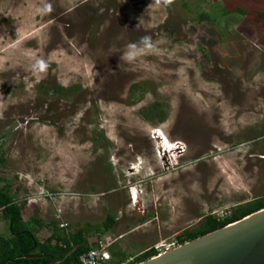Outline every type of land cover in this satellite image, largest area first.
<instances>
[{
	"label": "rangeland",
	"instance_id": "374dc122",
	"mask_svg": "<svg viewBox=\"0 0 264 264\" xmlns=\"http://www.w3.org/2000/svg\"><path fill=\"white\" fill-rule=\"evenodd\" d=\"M260 10L264 0H0V188L41 240L112 214L111 247L165 251L264 194ZM157 101L162 123L141 113Z\"/></svg>",
	"mask_w": 264,
	"mask_h": 264
},
{
	"label": "trees",
	"instance_id": "16d2710c",
	"mask_svg": "<svg viewBox=\"0 0 264 264\" xmlns=\"http://www.w3.org/2000/svg\"><path fill=\"white\" fill-rule=\"evenodd\" d=\"M258 15L264 18V10H260ZM138 86L139 84H135L134 87ZM52 91L58 90L52 88ZM141 113L144 118L155 123H162L167 118V113L158 101L142 109ZM262 208H264V194L234 206L230 213L222 216L209 214L197 228L185 229L177 237V245L223 227ZM0 214L7 222L9 229L8 235L0 234V264H81V254L90 247V235L100 237L116 224L115 217L109 214L107 220L101 224L88 223L86 230L82 227L68 233L65 230H57L52 241L41 240L34 228L23 217V204L16 201L9 191L2 188H0ZM44 223V220L36 219L38 226ZM48 225L53 228L55 224L48 222ZM111 250L117 255L118 260L128 258L125 251L116 250L114 247H111ZM159 253L160 250L152 246L136 255L134 263L145 261Z\"/></svg>",
	"mask_w": 264,
	"mask_h": 264
},
{
	"label": "water",
	"instance_id": "95a60500",
	"mask_svg": "<svg viewBox=\"0 0 264 264\" xmlns=\"http://www.w3.org/2000/svg\"><path fill=\"white\" fill-rule=\"evenodd\" d=\"M138 264H264V208Z\"/></svg>",
	"mask_w": 264,
	"mask_h": 264
},
{
	"label": "built area",
	"instance_id": "2783aa9c",
	"mask_svg": "<svg viewBox=\"0 0 264 264\" xmlns=\"http://www.w3.org/2000/svg\"><path fill=\"white\" fill-rule=\"evenodd\" d=\"M155 131H157L158 134V128L155 129ZM180 143H175L176 148L175 149H180L179 145ZM60 212V216H61V212L62 210H59ZM62 226L65 225V223L61 224ZM95 239L93 240H89V249L87 251H85L84 253L81 254L80 256V262L81 264H138V263H134L135 262V257L136 256H130L128 258L125 259H115L112 251H111V246L113 244V240H110L108 238H104L102 236H95ZM160 250V253L163 252V250H161L160 248H158ZM167 250V249H166Z\"/></svg>",
	"mask_w": 264,
	"mask_h": 264
},
{
	"label": "clouds",
	"instance_id": "9594fccd",
	"mask_svg": "<svg viewBox=\"0 0 264 264\" xmlns=\"http://www.w3.org/2000/svg\"><path fill=\"white\" fill-rule=\"evenodd\" d=\"M166 2H170V0H166ZM46 10H51L50 9V6H47V9ZM141 43L145 46V47H151V43H150V37H147V36H145V37H143L142 39H141ZM130 48L131 49H135L136 48V45H130ZM133 57H134V52H129V54H128V56H127V59L128 60H131V59H133ZM158 138L160 139V141H161V143L162 142H164L165 143V141L164 140H162L164 137L163 136H160V133H158ZM162 144V146H164V145H166V144ZM165 147V146H164Z\"/></svg>",
	"mask_w": 264,
	"mask_h": 264
},
{
	"label": "crops",
	"instance_id": "0c3cea01",
	"mask_svg": "<svg viewBox=\"0 0 264 264\" xmlns=\"http://www.w3.org/2000/svg\"><path fill=\"white\" fill-rule=\"evenodd\" d=\"M115 249V248H114ZM148 249V248H147ZM117 250H119V249H117ZM146 250V249H145ZM112 251V250H111ZM143 252V251H142ZM112 254H113V256H114V258L115 259H118V257H117V255L115 254V253H113V251H112Z\"/></svg>",
	"mask_w": 264,
	"mask_h": 264
}]
</instances>
